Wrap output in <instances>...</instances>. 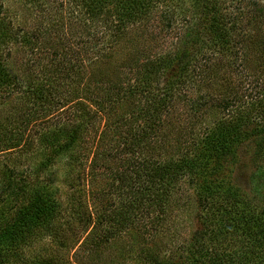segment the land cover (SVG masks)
<instances>
[{
    "label": "trees",
    "instance_id": "16d2710c",
    "mask_svg": "<svg viewBox=\"0 0 264 264\" xmlns=\"http://www.w3.org/2000/svg\"><path fill=\"white\" fill-rule=\"evenodd\" d=\"M1 10L0 100L18 78L2 57L18 35ZM66 11L70 21L37 29L50 62L24 93L12 146L0 122L10 152L32 123L58 120L40 137L53 154L39 168H0V264H67L76 247L98 264H264V209L238 182L243 158L264 163V0H68ZM83 143L90 210L61 188L82 185ZM65 154L75 160L59 184L50 167ZM184 180L203 231L164 254L145 232L165 239Z\"/></svg>",
    "mask_w": 264,
    "mask_h": 264
},
{
    "label": "rangeland",
    "instance_id": "374dc122",
    "mask_svg": "<svg viewBox=\"0 0 264 264\" xmlns=\"http://www.w3.org/2000/svg\"><path fill=\"white\" fill-rule=\"evenodd\" d=\"M0 2L3 5V10H1L3 15L5 14L12 22L14 31L18 35L17 42L7 44V46L1 49L5 63L10 67L11 72L18 77L15 87L0 100V122L2 126L6 128V132H8L9 135L8 139L2 140V144H4V146H12L16 138L19 137V133L22 132H19L20 127L18 126L17 114H19L20 111H25L29 106L28 102L32 100L30 98L25 99L24 93L30 87L34 88L45 82L43 78L47 73L46 71H42V68L48 66V62H50V53L43 45V42L49 41L48 39H44L42 42L39 38L38 40L35 39L37 29L40 28L42 24H48L55 19L58 20L61 15L65 16L68 21L70 20L69 13L66 11V2H68V0H48L50 7L47 13H44L39 8L35 7L34 4L28 3L26 0H0ZM61 4L64 5V8L61 7ZM54 6H56V8H54ZM53 35L54 37L51 36V40L56 39V35ZM12 86H14V83ZM61 100L63 102V99ZM72 104L73 103L68 104L61 109L60 111H62V113L60 114H64L63 112ZM72 110H74V108ZM63 118H65V116H63ZM45 121L46 120L35 121L30 125L29 133L32 134L29 136L25 148L20 149L22 145L19 149L10 152H0V168L6 166L16 171H26L27 169L35 171L42 162L44 163L49 156L53 154L51 146L41 145L40 137L44 134H50L54 129L53 124L58 120H54V122ZM93 136L94 133L91 136L92 139ZM97 139L96 137L94 144H96ZM81 148L83 150V158L81 157L80 160L86 166L82 173V175H84L82 177V185L77 186L75 189H71L68 185L62 184L61 188H63L67 194L65 198L71 197L75 192L77 195L80 194L79 197L82 199L83 205H88L90 210L92 209L91 205L94 203L93 190L95 187H92V185L88 183L89 176L87 175V166L93 156V151L90 144L83 143ZM73 160L75 159L69 155H61L55 159L54 165L50 167L56 172L55 176L59 184L61 183L60 181L63 180L62 177L66 167L69 163L72 164ZM1 181L4 183L6 182L4 180H0V182ZM238 182L241 189L244 190L247 195L251 198L257 197L255 199L256 204L258 203L259 206L264 209V163L258 162L257 159L251 157L243 158L238 169ZM178 198L180 203L185 206V210L178 215L176 214L173 221L174 224L170 223V225L168 224L166 226L167 229H169L170 226L172 228L170 231L165 229V233L163 232V235L167 237L165 236V239H162V235L159 234L158 236H154L152 240H149V234L145 232V241H149L151 244L156 243L157 247H161V252L164 254H166L164 251L168 253V251L171 252L173 248H179V246L186 242L196 230L198 231L201 229V232L203 231L201 219L198 216V214L202 212H200L198 207L195 189L188 184L187 180H184L180 185V194ZM173 231H176L179 237L169 238L168 234H172ZM46 241L48 242V240ZM140 243H142L141 240L139 244L135 246L138 253L140 252L139 247L142 246ZM109 254L110 252H106L105 255L109 257L111 255ZM66 259L68 261L67 264L99 263L98 259L87 256V254L80 251L78 247L69 251Z\"/></svg>",
    "mask_w": 264,
    "mask_h": 264
}]
</instances>
